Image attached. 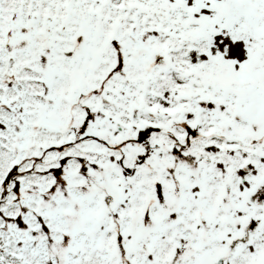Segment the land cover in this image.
<instances>
[{
	"label": "snow or ice",
	"instance_id": "snow-or-ice-1",
	"mask_svg": "<svg viewBox=\"0 0 264 264\" xmlns=\"http://www.w3.org/2000/svg\"><path fill=\"white\" fill-rule=\"evenodd\" d=\"M0 264H264V0H0Z\"/></svg>",
	"mask_w": 264,
	"mask_h": 264
}]
</instances>
